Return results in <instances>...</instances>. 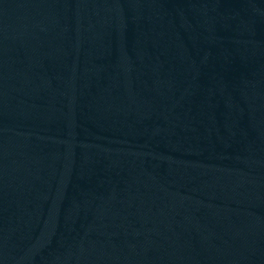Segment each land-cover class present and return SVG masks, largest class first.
Masks as SVG:
<instances>
[{
    "label": "water",
    "instance_id": "water-1",
    "mask_svg": "<svg viewBox=\"0 0 264 264\" xmlns=\"http://www.w3.org/2000/svg\"><path fill=\"white\" fill-rule=\"evenodd\" d=\"M0 264H264V0H0Z\"/></svg>",
    "mask_w": 264,
    "mask_h": 264
}]
</instances>
